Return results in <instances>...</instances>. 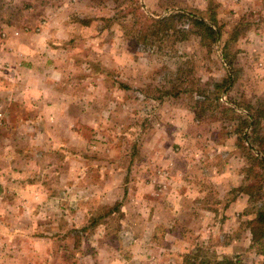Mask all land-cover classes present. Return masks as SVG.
Segmentation results:
<instances>
[{"label": "rangeland", "instance_id": "374dc122", "mask_svg": "<svg viewBox=\"0 0 264 264\" xmlns=\"http://www.w3.org/2000/svg\"><path fill=\"white\" fill-rule=\"evenodd\" d=\"M238 11L219 15V0H0V100L11 74L34 81L23 111L10 105L17 93L0 102L14 111L0 113V154L21 155L0 160L19 172L4 182L34 188L0 208V264H264L251 233L264 212V50L245 48L255 22ZM199 151L219 208L199 229L193 209L176 218L165 202L158 224V173L197 180Z\"/></svg>", "mask_w": 264, "mask_h": 264}, {"label": "crops", "instance_id": "0c3cea01", "mask_svg": "<svg viewBox=\"0 0 264 264\" xmlns=\"http://www.w3.org/2000/svg\"><path fill=\"white\" fill-rule=\"evenodd\" d=\"M238 10H240L242 13H247L249 18H253V21L255 22V24L252 25V28H248L246 32V34L248 35L247 38L248 43L245 46V48L248 50L256 49L262 53V51L264 50L263 49L264 0H219V15H221V13L224 14L226 13V17H231L230 19L232 18L234 19L235 16L238 15L239 13ZM219 39H221L220 36ZM225 45L227 44L224 42V46ZM260 58H264V54H262ZM19 65L21 66L20 63ZM29 76L31 75H25V73H21V75L16 73L10 75V77H12L13 79L12 80L9 79V81L6 83L9 86V91H7V94L4 97L8 98L9 100L11 97L15 96L14 95L15 93H17V98H18V99H13L14 103L13 104L11 103L10 105H14V106L22 105L25 107L27 104L28 105L32 104L30 102V100H32V95H33V93H31V85L33 84L34 81L28 78ZM2 87L3 86L1 85L0 82V88ZM0 97H1V91H0ZM8 100L3 99L0 100V102L7 103ZM20 110L23 111L24 109L20 107ZM11 112L14 111L13 110L11 111V109H7V107L5 109H0V113H11ZM7 126L10 127L12 126V124L9 123L7 124ZM20 156L21 155L19 151L16 154H14V157L12 155L7 156V152L5 151V153L0 154V160L6 159L8 161L13 162ZM206 159H207V155L201 154L199 151V156H198L199 170H197L198 179L192 180V182L187 181V178H190L187 177L189 173L183 169L170 170L169 174L158 173L156 177V181L158 184L155 190V194L158 196L159 199H158V204L156 205L157 207H154L152 211L153 213H155L153 214V217L154 219L157 220L158 224H162L163 213L161 208L164 207L165 202L168 205V207H170L173 213L172 216L173 217L175 216L176 218H180L181 212L185 215L186 213L189 214L190 210L193 209V211L196 213L192 216L191 222L193 223V225L199 226V229H202V226L207 224L208 222L207 216L209 214L208 211L213 210L212 208H219L216 205L211 207L208 205L207 202L208 181H206L207 177L202 173L201 170L202 167L201 163L202 162L204 163ZM23 160H25V156H23ZM181 164L182 162L180 163V165H177V169L178 167L181 166ZM24 172L25 171L23 168V173H21L23 178L26 177ZM10 173L13 174L12 178H16L17 176H19L18 171H15L16 175H14V170L5 171L0 169V208H2L3 206H5L6 208H8V206L10 207L11 202L9 201V199L14 198L15 194L16 196L18 197L20 196L24 200L29 199L32 196L31 194H33L32 191L34 188L32 182L27 181L26 179H24L22 183L18 182L17 184L18 186L15 183H11V184L5 183L4 181L9 178L8 174ZM222 173H227V172L219 173V169H217L214 172H210V175L212 177L211 182L215 187L217 186L219 187V175H221ZM166 178H168V180H166ZM217 191L219 193V188H217ZM10 195L12 197H10ZM223 208L226 209V206H224ZM226 211L228 210L226 209ZM180 221L182 222V220ZM178 222L179 220L178 221L171 220V222L169 221L168 222L169 228H171L172 225H178ZM220 223H223L222 220H219V224ZM225 223L231 224L229 217L225 219Z\"/></svg>", "mask_w": 264, "mask_h": 264}, {"label": "trees", "instance_id": "16d2710c", "mask_svg": "<svg viewBox=\"0 0 264 264\" xmlns=\"http://www.w3.org/2000/svg\"><path fill=\"white\" fill-rule=\"evenodd\" d=\"M199 25L201 26L200 28H205V30L209 32L208 33V37H209L208 43L209 44L211 42L215 43L217 41L218 34L216 32L214 33V30L211 27L206 26L203 22L199 23ZM257 218L259 222L256 224L255 227H252L251 229L252 241L255 243L264 239V212L263 210L259 211V213L257 214ZM258 234L260 237H258ZM228 264H233V263L228 262Z\"/></svg>", "mask_w": 264, "mask_h": 264}]
</instances>
